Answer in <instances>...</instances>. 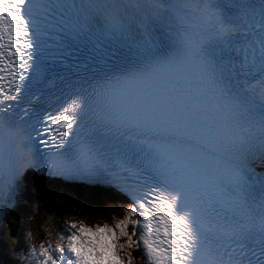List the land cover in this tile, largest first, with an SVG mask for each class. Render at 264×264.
<instances>
[{
	"label": "snow or ice",
	"instance_id": "snow-or-ice-1",
	"mask_svg": "<svg viewBox=\"0 0 264 264\" xmlns=\"http://www.w3.org/2000/svg\"><path fill=\"white\" fill-rule=\"evenodd\" d=\"M256 161L264 0H0V216L27 170L128 201L22 264H264Z\"/></svg>",
	"mask_w": 264,
	"mask_h": 264
},
{
	"label": "trees",
	"instance_id": "trees-1",
	"mask_svg": "<svg viewBox=\"0 0 264 264\" xmlns=\"http://www.w3.org/2000/svg\"><path fill=\"white\" fill-rule=\"evenodd\" d=\"M27 183L28 190L25 191L23 196V208L19 213H13V216L7 220L5 225L7 237L12 241L13 238L19 237L21 228L24 232H27V228L31 231L36 228L35 223L29 224L30 222L24 221L22 216L23 213L24 216L29 214L30 210L32 211V217H35L38 222L39 214L51 213L65 217H75L93 223L108 218L107 207L102 203L104 195L106 196L108 193L100 188L66 183L52 186L34 177L30 178ZM107 196L111 197L110 194ZM60 230L63 231L64 228L61 226ZM6 244L8 246L7 242ZM1 247L4 248V245H0V251L2 250Z\"/></svg>",
	"mask_w": 264,
	"mask_h": 264
},
{
	"label": "rangeland",
	"instance_id": "rangeland-1",
	"mask_svg": "<svg viewBox=\"0 0 264 264\" xmlns=\"http://www.w3.org/2000/svg\"><path fill=\"white\" fill-rule=\"evenodd\" d=\"M106 196L104 195V198H103L104 201L102 200V203L104 204L105 207H107V210L109 211V215H110L111 219L113 217H116L117 219L122 218L123 213L119 212L120 205H119L118 197L115 194H114V197L113 196H111V197L107 196L106 197ZM38 216H39V220H41L39 226H40L41 232L44 234V236L39 237L38 232H36L35 236H31V238H30L28 236L29 234L27 232L23 231V234L27 235V237H29V240H30L29 244L31 245V248L28 247L29 244L27 243V248H29L30 253H32L33 247L38 246L41 242L45 243L46 245L48 243H51L52 246L55 247L57 240H55L53 242V240L56 239V236L52 230V226L56 225L57 220L63 222L65 225H67L70 222H77V220H75V219H63L60 216L55 215V214H51V215L39 214ZM24 217H27V216L25 215ZM34 218L35 217H32L31 214L30 215L28 214V217L25 219H26V221L32 222V221H34ZM48 219H49V221H48ZM29 224H32V223H29ZM86 226H89V225H86ZM89 227H94V226H89ZM4 238H6V239H4ZM4 238L2 236V243H3L4 247L7 245L6 242L9 243L10 244V248H9L10 251L9 252L17 255V252H13V251H18V250L12 249V242L8 239V237H4ZM65 238H66V236H65ZM27 252L28 251L25 250V252H22V253L27 254ZM23 254H21V255H23ZM23 256H25V255H23ZM134 264H136V263H134Z\"/></svg>",
	"mask_w": 264,
	"mask_h": 264
},
{
	"label": "bare ground",
	"instance_id": "bare-ground-1",
	"mask_svg": "<svg viewBox=\"0 0 264 264\" xmlns=\"http://www.w3.org/2000/svg\"><path fill=\"white\" fill-rule=\"evenodd\" d=\"M22 197H23V196H22ZM11 214H13V213H11ZM4 225H5V223H3L2 227H3ZM2 244H3V243H2ZM26 247H27V244H26ZM1 248H2V247H1ZM2 250H3V248H2ZM2 250H1V252H2ZM26 251H28L26 255L31 254L30 251H29V248H26ZM4 255H6V253H4Z\"/></svg>",
	"mask_w": 264,
	"mask_h": 264
},
{
	"label": "water",
	"instance_id": "water-1",
	"mask_svg": "<svg viewBox=\"0 0 264 264\" xmlns=\"http://www.w3.org/2000/svg\"><path fill=\"white\" fill-rule=\"evenodd\" d=\"M93 226V225H92Z\"/></svg>",
	"mask_w": 264,
	"mask_h": 264
}]
</instances>
